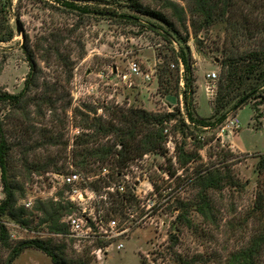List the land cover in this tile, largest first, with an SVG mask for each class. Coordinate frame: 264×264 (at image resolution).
Here are the masks:
<instances>
[{"label":"rangeland","instance_id":"rangeland-1","mask_svg":"<svg viewBox=\"0 0 264 264\" xmlns=\"http://www.w3.org/2000/svg\"><path fill=\"white\" fill-rule=\"evenodd\" d=\"M66 1L88 10L71 9L62 0H12L0 19L14 32L10 41H0V92L20 93L31 72L30 62L36 67L25 108L10 109L4 104L1 112L10 146L7 172L17 202L2 219L7 238L0 244V264H7L19 243L36 238L50 240L73 264L86 260L89 264H180L182 260L188 264H233V256L250 248L259 237L264 239V168L259 169L264 158V86L248 105L231 111L264 71V0H214L218 13L225 6L228 11L197 35L190 34L193 18L184 0L171 1L185 10V25L163 2L138 0L151 11L160 12L175 26L174 31L159 19L135 12L128 0ZM121 14L138 17L140 25L126 22L119 17ZM183 43H187L194 90L192 95L187 92L188 105L197 119L214 121L219 85L228 72L225 61L231 57L236 61V74L243 78L239 82L235 77L226 91L230 105L225 122L208 129L203 128L207 125L197 124L192 135L193 131L182 130L176 119L168 120L162 128L165 155L159 151L139 155L120 171L100 162L93 165L95 171L78 167L74 154L81 147L76 146V139L84 133L93 134L94 129H87L91 119L100 118L105 125L112 122L121 127L124 124L114 112L122 108L145 109L154 114L174 112L185 87H178L179 92L172 90L173 97L167 99L158 86L161 81L163 87L169 84L171 89L178 79L180 86L178 52ZM255 53L263 58L257 64ZM130 62L138 63L144 72H151L152 64L158 70L150 81L142 76L124 80L130 73ZM213 71L218 79L210 84L206 74ZM165 77L171 79L170 83ZM210 86L215 93L208 92ZM187 118L186 113L185 122ZM94 134L87 138L90 148L111 145L117 136ZM171 142L176 145L174 151L173 145L168 147ZM116 149L121 150V144ZM179 149L192 155L190 162H181ZM105 167L113 182H128L117 175L122 171L137 185L133 205L125 207L114 199L105 205L106 213L120 222L126 221L127 226L134 222L123 237L122 251L110 245L111 240L54 233L51 220L41 224L47 218L43 210L51 204L62 207L65 216L60 224H66L67 216L78 211L67 199V190L56 173L79 172L104 191L109 183L101 177ZM201 175L217 180L219 187L204 190L197 178ZM201 194L207 196L205 202L200 201ZM259 194L263 199L262 210L258 211L254 207L259 203ZM5 198L1 170L0 204ZM27 199H33L32 208L25 207ZM185 204L190 223L177 219ZM68 205H72L70 212L63 209ZM143 217L141 223H135ZM171 234L177 237L176 242L171 241ZM98 244H106L100 255L94 253ZM177 255L181 257L177 259ZM13 264L54 262L45 252L27 248ZM256 264H264V244Z\"/></svg>","mask_w":264,"mask_h":264},{"label":"trees","instance_id":"trees-1","mask_svg":"<svg viewBox=\"0 0 264 264\" xmlns=\"http://www.w3.org/2000/svg\"><path fill=\"white\" fill-rule=\"evenodd\" d=\"M3 2H0V19L5 17L2 15H5L7 13V10L9 5L11 4L12 0H0ZM63 3L75 10H82L87 12L88 8H85L83 6H79L78 4L66 0H62ZM131 3V7L133 10L139 14L142 15H148L152 16L156 19H159L160 21L167 23L169 27L173 28V31L175 26L173 24H170L167 19L160 13L151 11L149 8L144 7L138 0H128ZM160 2H163L164 7L170 9L173 13V15L176 17V19L185 25V10L181 8L177 3L171 1V0H159ZM187 2L189 7V13L191 15L192 19V29L193 31H190V34H198L201 28L204 26H210L214 24L217 20H219V16L222 14L223 16L227 13L228 8L226 6L222 8V13H218L219 9L216 7V3H214V0H184ZM226 5V4H225ZM106 14V13H103ZM111 15H117V14H111ZM119 17L123 18L126 22L132 23L134 25H140L141 20L133 15L129 14H121ZM196 18H199V20H195ZM5 19V18H4ZM160 29V28H159ZM14 36V32L10 25L7 23H3L0 21V41L2 42H8L10 41ZM173 42V41H172ZM186 42V39H185ZM188 43V41H187ZM187 43H183L179 47L178 52V59H181L185 66V89L183 90V95L185 97L186 105H188L189 97L187 96V92L189 91L192 94H194V90L192 89V80L190 79L191 75V65H190V59L188 58V55L185 51V47ZM251 55L254 56V53H251ZM255 61L254 63L257 64V62L260 59H263L259 54L255 53ZM264 56V54L262 55ZM30 58L31 55H29ZM241 61V60H240ZM236 61L231 57L229 60L225 61L224 67L228 69V72L225 77V81L221 85H219L218 95L216 98V106L214 107V114L215 117L213 122H207L204 119H197L194 115L193 108L190 107V104L186 108L187 116L191 122V125L186 124L184 117L181 114L180 108L177 106L174 109V112H171L169 114H154L151 113L145 109H138V108H130V109H120L118 112H114V116H117L121 119L124 126H116L112 122L111 124L105 125L102 123V119L96 118L95 120H92V124L88 125V130H93V134L84 133L82 136H78L76 139V146L81 147V149L74 154V159L77 160L76 165L80 167L82 170L90 169L91 171H95L93 168V165H95L97 162L102 163L103 165L111 164L113 169L116 167L118 168L117 171H120L128 166L131 160L138 157L139 155H143L145 153L149 152H155L159 151L161 154L165 155L166 150L164 149L162 145V141L164 139L163 136V125L166 121H171L176 119L177 122L180 124V128L185 131V129H191L192 131L197 127V124L204 125V126H218L225 122V120L228 118L229 110H227V107L230 105L229 100V93L226 94V91L229 90L230 85H232L234 78L237 77L239 82L242 81L243 76H237L235 71ZM257 66L253 65V68H256ZM30 68L31 72L28 76V79L26 80V84L24 89L17 94H11L6 91L0 92V167L2 170V183L4 192L6 194V198L1 202L0 204V244L6 243V236H7V229L6 226L3 224V217L6 215H9V211H12V209L15 207L17 198L15 195V188L12 182H10L7 172V166H8V156H9V150L10 146L8 144V140L4 134V123L3 119L1 117V112L3 109V105L7 104L10 109H19L21 107L25 108L23 106L24 104L27 105V101L29 102L28 92L30 90V87L33 85L35 81V64L33 61L30 62ZM260 79L258 82H255V84L251 85V90L248 92L244 91L242 96H240L239 100L232 106L231 111H236L237 109H240L246 105L249 104L250 99L259 91V88L261 86H264V71L260 73ZM167 83H170L171 79L169 77H165ZM175 86L170 89L169 84L168 87H163V84L161 81H159L158 91L162 94V96H167L172 93V90L177 89L178 91L179 86V79L175 81ZM172 83V82H171ZM180 89V88H179ZM163 91V92H162ZM225 91V93H224ZM256 109V108H255ZM257 110V109H256ZM88 118H90L88 116ZM194 124V125H193ZM94 132H97L99 135H105L108 136L109 134L116 133V139L114 140L113 144L107 145L102 144L99 147L90 148L87 146L88 139L92 138L96 134ZM194 135V131L193 134ZM194 137V136H192ZM195 139V137H194ZM121 144L122 149L118 150L116 149L117 145ZM183 148V147H181ZM179 152L182 154L181 158L183 161H181L183 164H186L191 161L192 155L188 152H185L184 149H179ZM95 157V161H92V158ZM97 159V160H96ZM92 167V168H91ZM264 168V158L259 162V169ZM116 171V172H117ZM111 177V175H110ZM198 180L202 183L204 190L208 189L209 187H219V182L213 178H208L206 176H198ZM112 179V177H111ZM197 180V181H198ZM106 183V180H105ZM116 201L115 203L122 204V206L127 207L128 205H133L136 196L132 192V190L129 188L127 192L124 194L116 195L113 197ZM116 198V199H115ZM207 196L201 194V202L206 201ZM259 203L255 204L254 209L260 210L262 206V194H259L258 196ZM57 204V203H56ZM200 205V204H199ZM59 206V205H58ZM206 207V204H204ZM70 207L72 208V205H68V208H63L67 211H69ZM38 208V207H37ZM62 207H57L54 204H51L48 206V208L44 209L43 212L47 214V218L41 222L46 223L47 221L51 220L54 221L55 228H51L54 233H61L64 235H69L70 231L66 224H60V221H62V218L65 216L61 213ZM262 210V209H261ZM112 211H115V209H112ZM203 212V210H200ZM21 212H25L24 208L21 209ZM60 212V214H59ZM70 212V211H69ZM189 213V207L185 204L183 205V210L181 211L180 215L178 216L179 221L188 222L190 223V220L188 218ZM123 215V214H122ZM121 215V216H122ZM177 237L174 234H171V241L176 242ZM264 239L259 237L257 240H255L254 244L248 248L245 251L238 252L235 256H233V264H256V259L259 257V253L261 251V247H263ZM98 248L106 247V244H98ZM27 248H36L38 250H41L45 252L48 256H50L54 262V264H73L69 263L62 255L59 254V249L52 246L51 241H45L39 238L26 240L21 243H19L14 249L9 257V260L7 264H13L15 259L22 253L24 249ZM58 249V250H57ZM181 256H176L178 259ZM182 260V259H181ZM80 264H89V260L82 261ZM180 264H188V262L182 260Z\"/></svg>","mask_w":264,"mask_h":264},{"label":"built area","instance_id":"built-area-1","mask_svg":"<svg viewBox=\"0 0 264 264\" xmlns=\"http://www.w3.org/2000/svg\"><path fill=\"white\" fill-rule=\"evenodd\" d=\"M171 66L173 68H176V64H172ZM157 70V65L152 64L151 72H144L138 63L130 62V73L126 74L123 79L126 80L128 77L132 76H142L145 81H150L152 75L155 74ZM178 70L181 77L180 87L183 88L185 84V66L181 59H179ZM217 79L218 74L215 71L208 72L206 74V80L210 84H214ZM208 92L211 94L215 93L213 86L208 87ZM177 106L181 107V111L185 117L186 103L184 102L183 94H180V96L178 97ZM170 110L172 111V108H170ZM186 123L188 125H191L189 118L186 119ZM237 125L239 127L238 123ZM203 128L208 129L209 127L206 126ZM198 138L202 140L201 136H199ZM171 145H173V151L176 150V145L173 142L168 143V147H170ZM110 175V171L106 167L103 168L101 177L108 180L109 183H104V191H100L90 182L92 181V178L84 177L79 172L71 171L69 173L55 174V176L60 179L61 185L64 186L67 190V199L73 206L78 209L77 212L68 215L65 219V222L68 225L70 231V236L80 239H102L106 241L111 240L113 241V243L110 245L115 247L117 251H122L125 248V239L123 237L128 234V232H130L134 222L129 224L130 226H127L126 221H123V223L120 222L118 217H114L106 213L105 205L108 204L109 199L113 200L114 196L124 194L129 188L137 197V192L135 190V186L137 185L135 182L133 183L130 180V177L128 175L123 174L122 171L118 172L117 175L124 176V178L128 180L127 183H125L124 181L115 183L112 181ZM24 205L26 208H32L34 205L33 199H27ZM129 210L132 209L129 208ZM131 216L134 217L133 215ZM122 218H127V216ZM143 219L144 217L141 219H137L135 223L139 224ZM102 250V248H98L94 251V253L100 255V253H102Z\"/></svg>","mask_w":264,"mask_h":264},{"label":"crops","instance_id":"crops-1","mask_svg":"<svg viewBox=\"0 0 264 264\" xmlns=\"http://www.w3.org/2000/svg\"><path fill=\"white\" fill-rule=\"evenodd\" d=\"M165 97H167V99H168V98L171 97V95H167V96H165ZM172 97H173V96H172ZM172 97H171V98H172ZM169 103H170V102H169ZM176 104H178V102H177ZM171 105H173V104H171Z\"/></svg>","mask_w":264,"mask_h":264}]
</instances>
